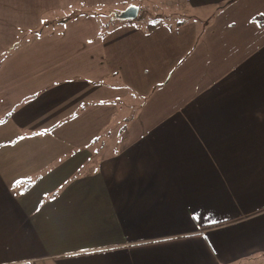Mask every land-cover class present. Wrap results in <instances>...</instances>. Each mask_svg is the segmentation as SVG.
<instances>
[{
  "label": "crops",
  "instance_id": "crops-1",
  "mask_svg": "<svg viewBox=\"0 0 264 264\" xmlns=\"http://www.w3.org/2000/svg\"><path fill=\"white\" fill-rule=\"evenodd\" d=\"M133 1L0 0V264H264V24L100 37Z\"/></svg>",
  "mask_w": 264,
  "mask_h": 264
},
{
  "label": "rangeland",
  "instance_id": "rangeland-1",
  "mask_svg": "<svg viewBox=\"0 0 264 264\" xmlns=\"http://www.w3.org/2000/svg\"><path fill=\"white\" fill-rule=\"evenodd\" d=\"M153 4H156L158 9L152 10L151 6ZM118 5L119 6L109 3L95 7L93 11L96 13V19H94V23L97 24L100 37L106 35L107 31H110L113 26L121 24H131L132 26L141 27L143 29L147 24L151 23L174 27L179 22H188L191 25H197L198 34H202V32L206 29V23L213 21V17L218 14L219 9V6H213L214 10L211 13L207 15L203 14L200 18L197 13L201 9L192 7L187 0H144V2L133 1L130 5H135L138 7V9L140 7L139 13L141 16L135 19H119L115 17L114 13L121 11V5L123 4ZM238 7V21L235 23L239 27V38H234V40H239L237 44L239 48L235 52V56L240 58L249 54L256 47L258 40L257 35L259 33L258 25L264 24V14L259 12V15L256 14L254 16L250 15V13L256 9L261 10L264 7V0H244L243 3L238 4ZM110 11L113 13H110ZM53 14L54 10L50 8L42 15V18L48 20ZM54 17H56V15ZM198 38L200 37L198 36ZM262 38L264 39L263 33L260 34V40ZM210 45L213 46L214 44L210 43ZM205 46H208V43H205ZM13 48L14 47L10 48L8 51L12 50ZM227 48L230 50L232 48V44H228ZM210 55L213 57L214 52H211ZM127 101L128 97L125 96L124 102ZM122 119L123 117L119 116L117 113L112 120L113 123L115 122L116 124ZM113 135L117 141L118 134Z\"/></svg>",
  "mask_w": 264,
  "mask_h": 264
},
{
  "label": "water",
  "instance_id": "water-1",
  "mask_svg": "<svg viewBox=\"0 0 264 264\" xmlns=\"http://www.w3.org/2000/svg\"><path fill=\"white\" fill-rule=\"evenodd\" d=\"M138 14V7L135 5H130L120 12L115 13V16L119 19H135Z\"/></svg>",
  "mask_w": 264,
  "mask_h": 264
},
{
  "label": "trees",
  "instance_id": "trees-1",
  "mask_svg": "<svg viewBox=\"0 0 264 264\" xmlns=\"http://www.w3.org/2000/svg\"><path fill=\"white\" fill-rule=\"evenodd\" d=\"M141 15L140 14H138L137 15V17L136 18H138V17H140ZM148 25V30H150L152 27H154L155 26V24L154 23H151V24H147Z\"/></svg>",
  "mask_w": 264,
  "mask_h": 264
}]
</instances>
